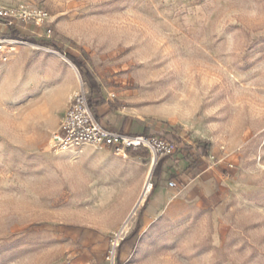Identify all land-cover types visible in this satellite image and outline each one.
<instances>
[{
  "label": "rangeland",
  "instance_id": "rangeland-1",
  "mask_svg": "<svg viewBox=\"0 0 264 264\" xmlns=\"http://www.w3.org/2000/svg\"><path fill=\"white\" fill-rule=\"evenodd\" d=\"M0 7L12 13L0 35L18 45L0 60V264H264V0ZM54 44L98 80L102 101L177 144L160 178L109 148H48L88 84ZM179 153L208 158L212 195H183Z\"/></svg>",
  "mask_w": 264,
  "mask_h": 264
},
{
  "label": "built area",
  "instance_id": "built-area-1",
  "mask_svg": "<svg viewBox=\"0 0 264 264\" xmlns=\"http://www.w3.org/2000/svg\"><path fill=\"white\" fill-rule=\"evenodd\" d=\"M33 14L36 26L44 24L48 17L47 13L41 9H34ZM9 16H12V13L0 7V17L7 19ZM49 32L50 30H47V33ZM17 47V41L0 35V60L5 61L10 54L16 53ZM110 96L113 97L114 94ZM87 145L109 148L123 157L128 156V149L144 148L156 161L161 156L173 154L177 149L174 141L144 134H128L104 127L96 119L89 103L88 93L82 85L70 99L58 127L51 132L48 148L76 154ZM168 186L173 189L177 187L173 181H169ZM150 188L151 184H149Z\"/></svg>",
  "mask_w": 264,
  "mask_h": 264
},
{
  "label": "crops",
  "instance_id": "crops-1",
  "mask_svg": "<svg viewBox=\"0 0 264 264\" xmlns=\"http://www.w3.org/2000/svg\"><path fill=\"white\" fill-rule=\"evenodd\" d=\"M1 27L2 25L0 24V29H2ZM94 80L96 82V86L91 87L89 86V84H87L86 91L89 94L91 106L95 116L100 117L99 122L101 124L105 123V125L103 126L111 130L124 132L128 134H143L144 127L149 125L146 123H142L141 125H138L136 123V119H133L132 116H130L129 114H120L119 108L121 107H116V109H113L110 107L111 105H109L107 102L102 101L101 98L106 99L105 94L103 92V88L99 86V82L96 78H94ZM152 134L153 131L151 129L148 136H152ZM182 140L184 141L183 138ZM186 143H188L189 145H193V143L190 141H187ZM182 156H185V154L184 153L178 154V160L176 161L177 166H175V169L181 171V175H180L181 179L185 180V178H187L188 180H190V183H188L187 186L185 187L186 190H184L183 195H185L186 197H191L190 194L196 188L199 189L201 195L204 197H208L212 195L215 191L214 181L210 179L212 175L209 169H211L212 166L211 165L207 166V169L204 167L205 162L206 164L208 163L207 161L208 158L206 157L198 158V156L195 155L193 156L191 154L190 157L194 158L195 161H193L194 163H190L188 162L187 159H184ZM150 157L145 159L147 160L146 169H145V173L147 177H149L154 164L157 162V161H152ZM135 159L142 160L141 158H135ZM166 162H169V160ZM161 194H162L161 190L157 191V195H156L157 197L155 199V203L156 201H159V199L161 198Z\"/></svg>",
  "mask_w": 264,
  "mask_h": 264
},
{
  "label": "trees",
  "instance_id": "trees-1",
  "mask_svg": "<svg viewBox=\"0 0 264 264\" xmlns=\"http://www.w3.org/2000/svg\"><path fill=\"white\" fill-rule=\"evenodd\" d=\"M8 19V18H7ZM11 36H16L17 35V32L16 31H12L10 33ZM22 41H25V42H28V43H31V44H35L36 41H35V38L33 37H23L21 39ZM53 47H55V49L61 53H63L65 55V57L80 71V74L82 77H84L86 79V81L88 82L89 86L91 87H95L96 86V82L94 80V78L92 77V75L84 69V66L82 64L81 61L77 60L76 58H74L73 56L65 53V52H62L60 50L59 47L56 46V44L53 45ZM118 105V104H117ZM117 105H113L110 106L111 108L113 109H116ZM96 119L98 121H100V117L96 116ZM151 131V127L150 126H146L144 127V130H143V134L144 135H149ZM200 144V142H199ZM201 150H202V153L204 155H206L208 153V144L206 146H201ZM127 155L130 157V158H141L143 161L147 158L150 157V154L148 153V151L144 148H137V149H128L127 150ZM168 156H163L161 158H159L157 160V162L155 163V165L153 166L152 170H151V178H155V179H158L160 178L161 174H162V168H163V165L165 163V161L167 160ZM136 234V232H135Z\"/></svg>",
  "mask_w": 264,
  "mask_h": 264
},
{
  "label": "bare ground",
  "instance_id": "bare-ground-1",
  "mask_svg": "<svg viewBox=\"0 0 264 264\" xmlns=\"http://www.w3.org/2000/svg\"><path fill=\"white\" fill-rule=\"evenodd\" d=\"M72 67V66H71ZM73 68V67H72ZM151 159H152V161H156V159L154 158V157H150ZM152 163H155V162H152ZM148 189H146L147 191L146 192H148L149 191V187H147Z\"/></svg>",
  "mask_w": 264,
  "mask_h": 264
}]
</instances>
